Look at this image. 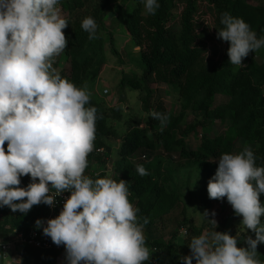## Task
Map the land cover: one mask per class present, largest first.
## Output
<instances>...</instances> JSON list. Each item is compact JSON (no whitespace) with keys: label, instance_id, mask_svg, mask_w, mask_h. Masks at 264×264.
<instances>
[{"label":"clouds","instance_id":"1","mask_svg":"<svg viewBox=\"0 0 264 264\" xmlns=\"http://www.w3.org/2000/svg\"><path fill=\"white\" fill-rule=\"evenodd\" d=\"M141 3L145 14L155 15L160 7L158 0ZM58 4L59 0H0V207L27 214L33 206H53L57 196L69 191L59 215L43 227L55 245H64L67 264H143L151 257L144 233L148 219L138 216L140 209L130 202L128 182L85 175L102 117L96 107L88 106L87 84L77 87L53 67L68 46L63 31L68 21ZM220 24L217 38L229 43L228 62L246 67L243 60L264 48V37L257 38L248 23L227 11ZM81 28L89 40L99 38L93 17H85ZM147 116L160 122V131L170 121L167 113L155 110ZM135 170L141 177L149 175L141 164ZM29 175L31 182L20 187L21 177ZM207 193L209 199L226 197L255 239L247 236V247H238V238L227 232L204 231L191 237V254L180 258L183 264H193V259L195 264H264L257 252L264 243V167L256 165L251 147L220 155ZM202 215L206 218L209 212ZM208 222L216 228L214 218ZM42 224L36 221L37 227Z\"/></svg>","mask_w":264,"mask_h":264},{"label":"trees","instance_id":"2","mask_svg":"<svg viewBox=\"0 0 264 264\" xmlns=\"http://www.w3.org/2000/svg\"><path fill=\"white\" fill-rule=\"evenodd\" d=\"M92 1L94 0H59L60 7L69 15L68 19L66 18L68 27L63 30L68 46L62 53L70 59V68L62 71L60 75L75 83L77 87L84 85L91 72L96 79L105 66L101 26L111 0H97L98 4L90 7ZM129 1L137 3L138 9L125 19V27L140 47L144 71L140 77L142 80L140 78L136 80L137 77L128 80L123 78L121 86H131L135 90H140L142 94L146 93L143 105L147 112L152 108L153 85L180 89V94L184 98V109L178 116H173L162 108L156 109V112L167 113L170 117L163 131H160V122L149 117L154 139L139 128H132L122 138L120 160L114 170L116 175L114 179L128 182L131 193L129 200L131 203L135 202L134 206L140 209L138 216L148 219L145 227H149L155 224L156 219L165 210L172 211L179 197L169 192L165 183L155 180L156 163L144 166L149 172L148 176L141 177L136 172V165L130 158L137 153L163 149L171 155L175 149H180L181 161L208 162L218 161L223 153L233 154L235 147L240 144H257L258 150L253 151L256 165L264 167V65L258 66L253 63L247 69L238 72L230 63L212 69L204 64L206 40L209 37L205 23L212 21L211 23L217 25L218 29L221 28V14L227 11L237 17L240 2L158 0L160 7L156 14L143 15L140 8L141 0ZM174 9H178V13H175ZM87 16L93 17L98 24V39L89 40L88 33L81 28V22ZM254 31L257 38L264 37V11L257 19ZM218 95L231 98V102L225 106V114L222 110L216 109ZM88 106L96 107L102 117L97 121L95 151L109 150L102 138H118L119 135L115 129L108 126V117L100 103L91 98ZM189 110L203 112L206 119L213 116L214 119L222 120L227 117L231 124L222 135L203 137L200 149L192 151L188 149L184 139H178L176 134L177 130L182 129ZM118 119L122 120V116L119 115ZM203 123H206V120H203ZM198 125L200 123L196 126ZM4 147L7 152V142ZM30 182V175L23 176L20 187L26 188ZM47 216L48 208L45 204L33 206L27 214L12 212L7 206L0 207L2 245L8 243L13 236L11 232L4 233L6 226L12 225V229L17 233L29 235L32 230H43L42 225L36 226V221L39 219L44 222ZM2 245L0 264H5L7 256L2 250ZM146 245L150 249L151 257L153 251L157 250V258L163 264H180L181 257L191 254V252L181 254L173 241L165 242L146 237ZM57 257L58 254L54 251H37L25 247L22 250L21 264H56ZM260 260L264 261V258ZM193 262L195 264L194 259Z\"/></svg>","mask_w":264,"mask_h":264},{"label":"rangeland","instance_id":"3","mask_svg":"<svg viewBox=\"0 0 264 264\" xmlns=\"http://www.w3.org/2000/svg\"><path fill=\"white\" fill-rule=\"evenodd\" d=\"M227 1V0H224ZM240 2L238 18H242L251 26H254L262 11H264V0H232ZM97 0L90 3V7L97 5ZM61 15L68 19L66 14L58 4ZM142 14H145L143 4L140 6ZM138 4L129 0H111L109 7L105 12V19L102 23V44L104 45L105 66L99 76L94 79L93 73L88 75L84 85L87 84L91 92V98L101 104L108 117V126L115 129L119 135L115 137H103L102 141L109 150H96L90 153L88 157L89 166L85 175L93 179L108 176L112 179L116 177L114 170L120 160V150L123 136L132 128H139L147 134L150 130L149 117L144 108L143 101L146 93L135 90L131 86H121L123 78H140L144 71V66L140 57V47L135 39L126 31L125 19L131 15ZM178 13V9H174ZM84 15V12H83ZM207 22L205 26L208 29L209 37L206 40L207 50L205 52L204 64L210 69L216 66L225 65L228 62L227 49L229 43L217 38L218 26ZM258 66L264 65V48L257 52H251L243 60L246 67L235 68V71H243L251 64ZM53 67L60 74L70 68V59L63 53L55 58ZM142 80V78H140ZM180 89L166 85H153V103L151 110L162 108L178 116L184 109V98L180 94ZM108 91V94L105 93ZM231 102V98L218 95L216 100V109L222 110L225 114V106ZM113 111H115L113 113ZM122 116V120L118 116ZM147 117V118H146ZM206 120V123H203ZM141 123H147L148 128L142 129ZM196 126L197 124H199ZM230 121L227 117L222 120L205 118L202 112L189 110L184 118L182 129L177 130V138L184 139L189 150L196 151L200 149L203 137H215L224 134ZM149 136V135H148ZM151 139L153 138L152 132ZM205 139V138H204ZM246 144H240L235 147L233 154L243 150ZM253 151L258 150L259 145L248 144ZM180 149L168 154L163 149L155 152L142 151L131 157V161L137 165L143 166L150 163H156L154 168V178L159 183H165L169 192L177 195L179 201L172 211H164L156 219L153 226L144 227L146 237L153 240H163L165 242L173 241L181 254L190 252L189 243L194 235H200L204 231L227 232L238 238V247H247L245 238L251 236L255 239V233L246 230L242 225V217L234 213L232 206L227 202V198L214 200L208 198L207 184L215 175L218 167V161L210 160L208 162H199L194 160L181 161ZM147 159L144 160L143 157ZM101 159L102 161H100ZM99 173V177H97ZM171 177V178H170ZM260 201L264 204V194H261ZM135 205V202L132 203ZM167 206V205H166ZM207 210L208 217H203ZM216 215L213 217L212 212ZM215 219L217 226L214 228L208 220ZM261 223L264 224V216L261 217ZM181 229H187L182 232ZM1 230V229H0ZM11 232V235L17 236L18 233L12 229V225L6 226L4 233ZM2 234L0 233V245H2ZM259 259L264 258V243L257 247ZM12 254V255H11ZM7 256L5 264H21L20 258L15 257L13 253Z\"/></svg>","mask_w":264,"mask_h":264},{"label":"built area","instance_id":"4","mask_svg":"<svg viewBox=\"0 0 264 264\" xmlns=\"http://www.w3.org/2000/svg\"><path fill=\"white\" fill-rule=\"evenodd\" d=\"M107 93L108 92H106V94ZM143 159L145 160L146 157H144ZM70 195L71 193L69 191H65L55 198V204L53 206L47 205L48 216L43 222L42 227L47 226V220L55 218L56 216L59 215L60 211L63 208V204L66 198H68ZM25 247H31L32 249L37 251H52V252L54 251L58 254L56 264H67L66 249L64 245H60V246L55 245L50 237L45 236L43 234V230L42 232L31 231L29 235L19 234L16 237L11 238L8 243L2 245V250L6 256L10 253H14L15 257L17 258L19 257L21 259L22 250ZM157 256H158L157 250H154V254L152 257H150V260L143 262V264H163L157 258ZM180 264H183L182 260H180Z\"/></svg>","mask_w":264,"mask_h":264}]
</instances>
